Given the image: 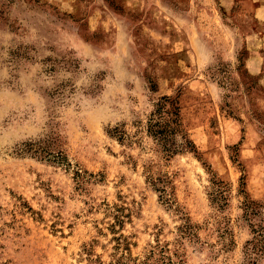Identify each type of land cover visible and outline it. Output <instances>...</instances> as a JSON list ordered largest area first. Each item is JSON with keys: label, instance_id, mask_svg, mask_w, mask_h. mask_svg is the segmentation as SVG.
I'll list each match as a JSON object with an SVG mask.
<instances>
[{"label": "rangeland", "instance_id": "374dc122", "mask_svg": "<svg viewBox=\"0 0 264 264\" xmlns=\"http://www.w3.org/2000/svg\"><path fill=\"white\" fill-rule=\"evenodd\" d=\"M0 264H264V0H0Z\"/></svg>", "mask_w": 264, "mask_h": 264}, {"label": "trees", "instance_id": "16d2710c", "mask_svg": "<svg viewBox=\"0 0 264 264\" xmlns=\"http://www.w3.org/2000/svg\"><path fill=\"white\" fill-rule=\"evenodd\" d=\"M124 132V130L118 127L109 131L112 136H116L120 140L124 139ZM147 132L157 140L167 156H173L185 151L197 152L194 141L189 136L181 121L178 101L170 96H162L155 104V109L151 112L147 121ZM32 145V143L26 144V150H33L35 147ZM53 156L55 158L54 160L58 163H65L67 161L66 156L60 150L57 151V154H53ZM220 183H223V181H220ZM159 190L163 193L162 198L164 197V201L169 203L170 197H168L169 193L167 192V188L162 186ZM217 191L214 200L223 205L226 200L225 189L219 188ZM251 203L249 200L245 202L247 213H254L255 209Z\"/></svg>", "mask_w": 264, "mask_h": 264}]
</instances>
